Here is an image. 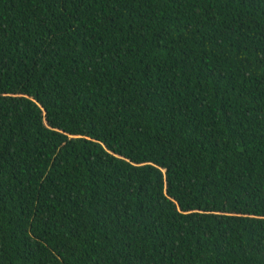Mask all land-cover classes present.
<instances>
[{"label":"trees","instance_id":"obj_1","mask_svg":"<svg viewBox=\"0 0 264 264\" xmlns=\"http://www.w3.org/2000/svg\"><path fill=\"white\" fill-rule=\"evenodd\" d=\"M0 264H264V0H0Z\"/></svg>","mask_w":264,"mask_h":264}]
</instances>
